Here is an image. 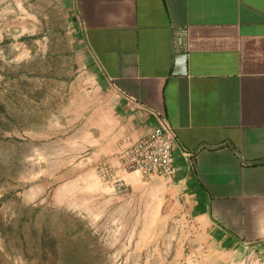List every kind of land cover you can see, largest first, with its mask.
<instances>
[{
  "label": "crops",
  "instance_id": "crops-1",
  "mask_svg": "<svg viewBox=\"0 0 264 264\" xmlns=\"http://www.w3.org/2000/svg\"><path fill=\"white\" fill-rule=\"evenodd\" d=\"M59 3L68 31L52 37L74 42L77 76L43 123L51 156L110 201L164 210L187 264L264 259V0ZM177 26L186 51L173 48ZM160 116L177 134L174 177L122 171L126 140ZM102 163L115 172L101 176Z\"/></svg>",
  "mask_w": 264,
  "mask_h": 264
},
{
  "label": "rangeland",
  "instance_id": "rangeland-1",
  "mask_svg": "<svg viewBox=\"0 0 264 264\" xmlns=\"http://www.w3.org/2000/svg\"><path fill=\"white\" fill-rule=\"evenodd\" d=\"M66 31L59 0H0V264H187L164 210L110 201L44 147L77 76Z\"/></svg>",
  "mask_w": 264,
  "mask_h": 264
},
{
  "label": "built area",
  "instance_id": "built-area-1",
  "mask_svg": "<svg viewBox=\"0 0 264 264\" xmlns=\"http://www.w3.org/2000/svg\"><path fill=\"white\" fill-rule=\"evenodd\" d=\"M172 44L174 50L188 49V28L177 26L173 30ZM177 134L174 128L160 116L159 125L146 136L138 140H126L127 146L119 156L120 169L124 172H138L143 177L154 175L172 179L176 169L173 152ZM100 175H112L114 168L107 163L100 166Z\"/></svg>",
  "mask_w": 264,
  "mask_h": 264
}]
</instances>
